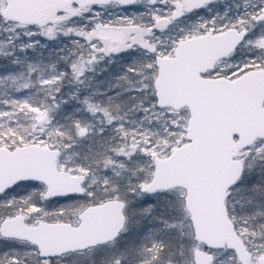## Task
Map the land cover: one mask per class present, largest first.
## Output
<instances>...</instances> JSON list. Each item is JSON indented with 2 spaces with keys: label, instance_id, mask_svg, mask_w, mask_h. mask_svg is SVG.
Listing matches in <instances>:
<instances>
[{
  "label": "snow or ice",
  "instance_id": "snow-or-ice-1",
  "mask_svg": "<svg viewBox=\"0 0 264 264\" xmlns=\"http://www.w3.org/2000/svg\"><path fill=\"white\" fill-rule=\"evenodd\" d=\"M0 264H264V0H0Z\"/></svg>",
  "mask_w": 264,
  "mask_h": 264
}]
</instances>
